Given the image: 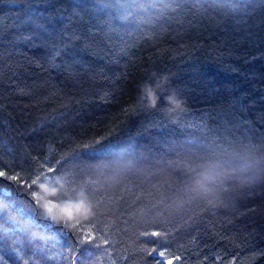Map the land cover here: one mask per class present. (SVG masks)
I'll return each instance as SVG.
<instances>
[{
    "label": "trees",
    "instance_id": "1",
    "mask_svg": "<svg viewBox=\"0 0 264 264\" xmlns=\"http://www.w3.org/2000/svg\"><path fill=\"white\" fill-rule=\"evenodd\" d=\"M164 76L156 108L134 107ZM170 93L187 109L175 123ZM224 132L264 138V0H0L6 264H264V183L221 207L141 213L137 182L116 178ZM38 176L101 214L45 219Z\"/></svg>",
    "mask_w": 264,
    "mask_h": 264
},
{
    "label": "clouds",
    "instance_id": "2",
    "mask_svg": "<svg viewBox=\"0 0 264 264\" xmlns=\"http://www.w3.org/2000/svg\"><path fill=\"white\" fill-rule=\"evenodd\" d=\"M164 76L155 83L145 81L135 106L154 109L158 92L167 85ZM185 101L174 93L167 97L164 113L175 123L186 112ZM121 171L117 179L131 178L137 182L133 203L140 201L139 211L147 213L156 209H184L192 205L216 208L244 190L264 183V138L236 133H212L198 139H189L171 157L156 161L151 166L133 167ZM36 211L45 219L52 220L44 207L43 200H51L60 207L81 209L88 214V222L101 214L98 204L83 191L75 194L66 192V185H52L38 176L33 184ZM42 198V199H41ZM70 228L71 221H54Z\"/></svg>",
    "mask_w": 264,
    "mask_h": 264
},
{
    "label": "snow or ice",
    "instance_id": "3",
    "mask_svg": "<svg viewBox=\"0 0 264 264\" xmlns=\"http://www.w3.org/2000/svg\"><path fill=\"white\" fill-rule=\"evenodd\" d=\"M44 207L47 210L48 214H51L53 216H63V217H68V218H72L73 215L75 213H82L81 209L77 208L75 210L70 209L69 207H60L54 203H50V204H45ZM30 223V221L24 222L25 225V229L27 228V225ZM5 232H8V229H4ZM145 235H149L148 233H146ZM151 236H156L159 237L161 236L160 232H152L150 234ZM159 255L161 257L165 256L164 252H160ZM0 264H6V261H4L3 257H0ZM160 264H165V262L163 260H161ZM167 264H173V261L171 259H169L167 261Z\"/></svg>",
    "mask_w": 264,
    "mask_h": 264
}]
</instances>
